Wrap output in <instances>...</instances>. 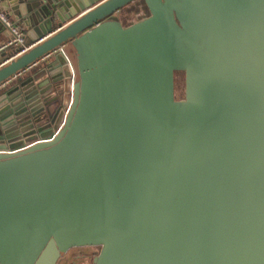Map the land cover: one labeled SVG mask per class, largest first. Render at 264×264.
<instances>
[{
	"label": "water",
	"instance_id": "obj_1",
	"mask_svg": "<svg viewBox=\"0 0 264 264\" xmlns=\"http://www.w3.org/2000/svg\"><path fill=\"white\" fill-rule=\"evenodd\" d=\"M134 1L0 0V264H264V0Z\"/></svg>",
	"mask_w": 264,
	"mask_h": 264
},
{
	"label": "built area",
	"instance_id": "obj_2",
	"mask_svg": "<svg viewBox=\"0 0 264 264\" xmlns=\"http://www.w3.org/2000/svg\"><path fill=\"white\" fill-rule=\"evenodd\" d=\"M0 23L8 31L7 40L0 45V53L7 48L12 49L11 54H9V56H7L5 60L0 63L1 66L26 51L32 44L24 45V31L19 23H15L2 13H0ZM39 40H42V38Z\"/></svg>",
	"mask_w": 264,
	"mask_h": 264
},
{
	"label": "rangeland",
	"instance_id": "obj_3",
	"mask_svg": "<svg viewBox=\"0 0 264 264\" xmlns=\"http://www.w3.org/2000/svg\"><path fill=\"white\" fill-rule=\"evenodd\" d=\"M139 2V4H137ZM137 5H141V0H135L134 2L130 3L127 5V7L125 8V10L119 14L122 22L124 21L123 18H126L127 16L131 17V16H134V18L136 17V19L140 18L141 16H145V13L143 14V11H142V14H141V10L137 11V12H132L131 9L134 8V7H138ZM127 22H129L127 20ZM10 52H12V49H10ZM179 84L175 85L176 88L179 87L178 86ZM175 88V90H176ZM178 91H180V88L177 89ZM183 91V90H182ZM173 93H174V85H173ZM176 99V98H174ZM182 99V98H180ZM179 100V99H177ZM82 248H86V247H82ZM88 251H90V249H87ZM90 254V253H89ZM89 254H86V253H75L69 257H67L63 262H61L60 264H88L87 262L89 261L90 262V259H91V256Z\"/></svg>",
	"mask_w": 264,
	"mask_h": 264
},
{
	"label": "crops",
	"instance_id": "obj_4",
	"mask_svg": "<svg viewBox=\"0 0 264 264\" xmlns=\"http://www.w3.org/2000/svg\"><path fill=\"white\" fill-rule=\"evenodd\" d=\"M126 8V7H125ZM130 16V15H129ZM129 16H127L126 18H123V22H122V20H121V18H120V16H119V21H120V24L122 25V26H126V25H129L130 23H132L133 21H135L136 20V17L134 18V16H131V17H129ZM7 18H9V19H11L12 21H14L15 23H19L21 26H22V28H23V31H24V37H23V43H24V45H28V44H31V41L28 39V37H27V28H26V26L19 20V19H16L13 15H11V14H9L8 15V17ZM127 20L129 21V22H127ZM7 38H8V31L5 29V28H3V26H2V24H0V45L1 44H3L6 40H7ZM10 49L11 48H7V49H5V50H3L2 51V53L4 54H11V52H10Z\"/></svg>",
	"mask_w": 264,
	"mask_h": 264
},
{
	"label": "trees",
	"instance_id": "obj_5",
	"mask_svg": "<svg viewBox=\"0 0 264 264\" xmlns=\"http://www.w3.org/2000/svg\"><path fill=\"white\" fill-rule=\"evenodd\" d=\"M137 4H139V2ZM137 6L138 7L132 8L131 11L137 12L139 10H146V7L142 1H141L140 7H139V5H137ZM146 14H148V13H146ZM177 84H179L178 85L179 87L176 88L175 85H177ZM173 85H174V93H173L174 98H176V99L182 98L183 97V91H182L183 90V71H173ZM175 88H176V90H175ZM178 88H180V91L177 90ZM92 249H93V252L96 254L98 251V246H93Z\"/></svg>",
	"mask_w": 264,
	"mask_h": 264
},
{
	"label": "flooded vegetation",
	"instance_id": "obj_6",
	"mask_svg": "<svg viewBox=\"0 0 264 264\" xmlns=\"http://www.w3.org/2000/svg\"><path fill=\"white\" fill-rule=\"evenodd\" d=\"M125 10V9H124ZM142 11H143V14L145 13V16H147L148 14H146V13H148V11H147V9L146 10H141V14H142ZM144 16V17H145ZM141 18H143V16H141L140 18H138V19H141ZM137 19V20H138ZM27 125V123H25V124H23L22 126H26ZM24 131H27V130H24ZM83 247H86V248H82V247H70V248H68L67 250H66V252L63 254V255H61V257L58 259V261L56 262V264H60L61 262H63L67 257H69V256H71V255H73V254H75V253H86V254H89L91 257L95 254L94 252H93V249H92V247L93 246H83ZM87 249H90V251H88ZM87 263H89L90 264V262L88 261ZM66 264H68V263H66Z\"/></svg>",
	"mask_w": 264,
	"mask_h": 264
}]
</instances>
